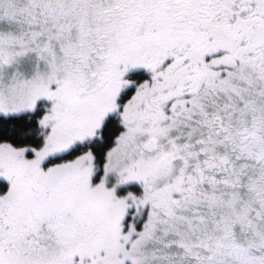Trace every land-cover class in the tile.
<instances>
[{
  "label": "snow or ice",
  "instance_id": "snow-or-ice-1",
  "mask_svg": "<svg viewBox=\"0 0 264 264\" xmlns=\"http://www.w3.org/2000/svg\"><path fill=\"white\" fill-rule=\"evenodd\" d=\"M0 264H264V0H0Z\"/></svg>",
  "mask_w": 264,
  "mask_h": 264
}]
</instances>
